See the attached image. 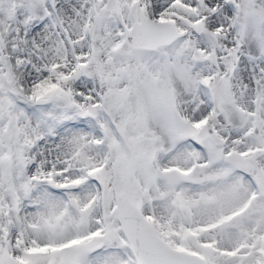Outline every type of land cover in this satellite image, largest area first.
Listing matches in <instances>:
<instances>
[{
	"label": "snow or ice",
	"instance_id": "1",
	"mask_svg": "<svg viewBox=\"0 0 264 264\" xmlns=\"http://www.w3.org/2000/svg\"><path fill=\"white\" fill-rule=\"evenodd\" d=\"M0 264H264V0H0Z\"/></svg>",
	"mask_w": 264,
	"mask_h": 264
}]
</instances>
